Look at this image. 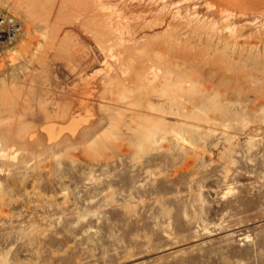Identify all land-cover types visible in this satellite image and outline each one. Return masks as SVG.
I'll return each mask as SVG.
<instances>
[{
  "label": "rangeland",
  "instance_id": "1",
  "mask_svg": "<svg viewBox=\"0 0 264 264\" xmlns=\"http://www.w3.org/2000/svg\"><path fill=\"white\" fill-rule=\"evenodd\" d=\"M209 1L0 0V264H264V16L213 28ZM153 63L196 83L181 112ZM64 107L89 121L50 143Z\"/></svg>",
  "mask_w": 264,
  "mask_h": 264
},
{
  "label": "bare ground",
  "instance_id": "2",
  "mask_svg": "<svg viewBox=\"0 0 264 264\" xmlns=\"http://www.w3.org/2000/svg\"><path fill=\"white\" fill-rule=\"evenodd\" d=\"M28 1V0H27ZM33 1V0H32ZM168 1V0H167ZM199 1V0H198ZM177 2V1H176ZM183 2V0H182ZM16 3V2H15ZM27 3V2H26ZM32 3V2H31ZM207 3V1H206ZM19 4L21 5L22 3L20 1H17L16 5ZM33 5V4H32ZM31 5V6H32ZM208 5L211 7V8H214L216 10V12L218 13L217 15H219V18L217 19L216 17H213L210 19V17L207 16V19L205 20V23L203 21V23L205 25L209 24L211 27L213 28H216L217 24H219V22L222 21L225 23L226 26L229 25V28L230 30L231 29H234V26H232V24L235 22V18H237V16L239 15H246V14H254L255 17L254 18H257L259 16H264V0H212V1H209L208 2ZM29 6L28 4H23L21 5V8H23V10H25L24 12H30L31 13V10L29 9ZM30 6V8H31ZM188 7V6H186ZM209 7V8H210ZM33 9V8H32ZM196 9V8H195ZM22 11V10H21ZM20 11V12H21ZM35 11V9H34ZM33 11V12H34ZM109 12V11H108ZM115 13V12H114ZM24 14V13H23ZM29 14V13H28ZM32 14V13H31ZM34 14V13H33ZM118 14V13H117ZM123 16V15H122ZM211 16V15H210ZM32 17V16H31ZM110 17V16H109ZM112 18V17H111ZM193 20V19H192ZM184 21V20H183ZM195 21V20H194ZM48 23V22H47ZM108 23V22H107ZM126 23V22H125ZM221 23V22H220ZM223 24V23H222ZM235 24V23H234ZM113 24L111 23V26ZM203 26V25H202ZM223 26V25H222ZM114 27H115V30L116 31H120L121 33H124V31L126 30L125 28V24H122V23H116L114 24ZM201 27V26H200ZM113 28V26H112ZM183 28V27H182ZM208 28V27H206ZM205 28V29H206ZM210 28V27H209ZM124 29V31H123ZM201 29V28H200ZM204 29V28H203ZM211 29V28H210ZM222 29V28H221ZM224 29V28H223ZM222 29V30H223ZM235 30V29H234ZM217 31V29L215 30ZM55 32V31H54ZM204 32V31H203ZM234 32V31H233ZM232 32V33H233ZM260 32V31H259ZM52 33V32H51ZM120 33V34H121ZM49 35V34H48ZM122 35V34H121ZM222 35V34H221ZM116 37V36H115ZM99 38V37H98ZM119 38V37H118ZM220 38V37H219ZM125 39V38H124ZM119 40V39H118ZM103 41V40H102ZM121 41V40H120ZM225 42V41H224ZM159 44V43H158ZM151 45V44H150ZM18 45L17 46H14L12 47L11 49H9L10 51H8L9 53V56H15L17 53H18ZM217 48V47H216ZM123 49V48H122ZM218 49V48H217ZM133 50V49H132ZM263 51V50H262ZM120 55V54H119ZM174 56V55H173ZM195 56V55H194ZM121 57V56H120ZM175 57V56H174ZM107 58V57H106ZM118 58V56H117ZM162 58V57H161ZM122 59V58H121ZM160 59V57H159ZM165 59V58H164ZM153 59H151L150 61L148 62H152ZM0 61H2V58H0ZM157 61V60H156ZM169 63H170V60H168ZM159 62V61H158ZM172 62V61H171ZM174 63V62H173ZM145 64V63H144ZM149 64V63H148ZM164 64V62H163ZM172 64V63H171ZM170 64L169 67H172V65ZM147 66V64H145ZM162 65V64H161ZM160 65H157L155 63L151 64L147 70L142 74L140 80H139V86L138 87H144V90L145 88L146 89H149L150 87H153L154 89L156 88V86L159 84L158 82L160 81V89H157L159 95L158 96H164L163 98L166 97L167 99V104H168V107L166 109H161V111H164L165 113L167 112H170V110H177L179 112H181V109H184L185 108V105H186V99L187 97L190 98V97H195L198 96L196 93L198 92V89L196 87V83L194 84L193 82H189V80H185V79H177V80H171V76H172V71L173 69L171 68V70L168 68V70H166L165 68H163L162 66ZM121 66V65H119ZM130 66V65H128ZM132 66V65H131ZM126 67V66H125ZM131 68V67H130ZM143 68V67H142ZM123 69V68H122ZM126 69H128L126 67ZM145 69V68H144ZM125 70V69H124ZM123 71V70H122ZM131 71V69H130ZM137 72V70L135 71ZM135 72H133L135 74ZM127 74L126 70L124 71V74ZM129 73V72H128ZM131 73V72H130ZM129 73V74H130ZM123 74V73H121ZM139 75V74H137ZM179 75V74H178ZM190 75V74H189ZM128 76V74H127ZM140 76V75H139ZM113 77V76H112ZM115 77V76H114ZM111 78V77H110ZM123 78V77H122ZM139 78V77H138ZM137 78V79H138ZM176 78V77H175ZM190 78V77H189ZM136 79V80H137ZM124 80V78H123ZM122 81V80H120ZM125 81V80H124ZM132 83L133 81L130 80ZM137 81H135L136 83ZM121 83H124V82H121ZM137 83V84H138ZM127 84V83H126ZM136 84V85H137ZM124 85V84H123ZM135 85V84H134ZM199 86V85H198ZM126 87V86H124ZM137 87V88H138ZM149 87V88H148ZM158 87V86H157ZM134 89H137L135 87H133ZM152 88V89H153ZM159 88V87H158ZM129 89V87H128ZM127 89V90H128ZM132 89V88H130ZM124 90V89H123ZM122 90V91H123ZM138 90V89H137ZM153 91V90H151ZM131 92V91H130ZM156 92V91H155ZM205 92V91H204ZM128 93V92H127ZM154 93V92H153ZM199 93L201 94V92L199 91ZM204 94V93H203ZM202 94V95H203ZM124 95V94H123ZM201 95V96H202ZM125 96V95H124ZM200 96V95H199ZM200 96V97H201ZM205 96V94H204ZM207 96V94H206ZM209 96V95H208ZM4 98V97H2ZM208 98V97H207ZM205 99V98H204ZM5 100V98L3 99ZM203 100V99H202ZM208 101V100H207ZM6 102H3L1 103V105H4L6 104ZM63 105V104H62ZM150 105V104H149ZM151 105H153V103H151ZM150 105V106H151ZM59 106V104L57 105ZM154 106V105H153ZM197 106V104L195 105ZM71 108V107H70ZM69 107H64L63 109H61V117L62 116H67L69 117L68 119L70 120L68 122V124H66L67 126L62 125L61 126H58L56 122L54 121H50L45 127V131H46V136H47V139L48 141H50V143H57L59 137L62 135L63 131H65V129H67L68 131V134L67 136L68 137H75L77 135V132L80 130V128L89 121V118L90 117H87L86 115H82V114H78V115H74V111H73V114H72V111L70 110ZM152 108V107H150ZM214 108V107H213ZM215 108L216 109H219L221 108L220 106L216 105L215 104ZM154 109H157V108H154ZM158 110V109H157ZM65 118V117H63ZM60 119V118H59ZM66 119V118H65ZM64 120V119H63ZM159 120V119H158ZM162 121V120H161ZM143 122V121H142ZM149 122V121H148ZM155 123H157L156 126H158V121L156 122L155 120L153 121ZM211 122V121H210ZM143 124V123H142ZM152 124V123H151ZM144 125V124H143ZM149 125V124H148ZM151 126V125H149ZM147 127V126H146ZM144 127V128H146ZM10 128V127H9ZM149 129V127H148ZM148 129H145L143 131H146ZM20 131V130H19ZM161 131V130H160ZM159 130L155 129H150V131L146 134H147V139L150 141V142H155L158 140V135H159ZM1 132V131H0ZM1 134V133H0ZM144 133V135H146ZM23 135L22 134V138H23ZM20 136V140L22 139L21 138V135L18 134V137ZM29 136V135H28ZM31 136V135H30ZM10 137V136H9ZM8 137V138H9ZM12 138V136H11ZM2 139H0V157H11V158H17L18 156V152H16V150H14V153H13V149L10 148L9 150H5L3 149L1 143L2 142ZM7 139V137L5 138ZM4 139V140H5ZM10 139V138H9ZM16 140H18V138H15ZM24 139V138H23ZM7 141V140H6ZM24 142L27 141L26 139L23 140ZM9 142V140H8ZM14 142V140H13ZM22 142V141H21ZM6 143V142H5Z\"/></svg>",
  "mask_w": 264,
  "mask_h": 264
},
{
  "label": "built area",
  "instance_id": "3",
  "mask_svg": "<svg viewBox=\"0 0 264 264\" xmlns=\"http://www.w3.org/2000/svg\"><path fill=\"white\" fill-rule=\"evenodd\" d=\"M23 28L19 16L8 11H0V48L11 45Z\"/></svg>",
  "mask_w": 264,
  "mask_h": 264
}]
</instances>
